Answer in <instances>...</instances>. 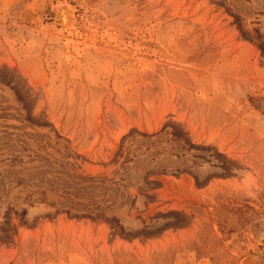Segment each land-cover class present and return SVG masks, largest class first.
Returning <instances> with one entry per match:
<instances>
[{
  "label": "rangeland",
  "instance_id": "374dc122",
  "mask_svg": "<svg viewBox=\"0 0 264 264\" xmlns=\"http://www.w3.org/2000/svg\"><path fill=\"white\" fill-rule=\"evenodd\" d=\"M262 46L264 0H0V264H264Z\"/></svg>",
  "mask_w": 264,
  "mask_h": 264
},
{
  "label": "bare ground",
  "instance_id": "6f19581e",
  "mask_svg": "<svg viewBox=\"0 0 264 264\" xmlns=\"http://www.w3.org/2000/svg\"><path fill=\"white\" fill-rule=\"evenodd\" d=\"M58 14H60L61 25H63L64 29H70L74 21L69 7L64 4L60 5L58 7Z\"/></svg>",
  "mask_w": 264,
  "mask_h": 264
},
{
  "label": "trees",
  "instance_id": "16d2710c",
  "mask_svg": "<svg viewBox=\"0 0 264 264\" xmlns=\"http://www.w3.org/2000/svg\"><path fill=\"white\" fill-rule=\"evenodd\" d=\"M262 50H264V46L261 47ZM174 135H177V134H174ZM64 193V197L67 199V201L70 203L71 206H83V204H81L80 202H75L70 196L73 195L74 198L78 197V193L75 192V193H72V192H69V191H63ZM66 213H69V211H65ZM23 213H25L23 211ZM98 215V214H96ZM74 217H77V216H80V217H90L91 216V213H87V214H81V215H78V214H73Z\"/></svg>",
  "mask_w": 264,
  "mask_h": 264
}]
</instances>
